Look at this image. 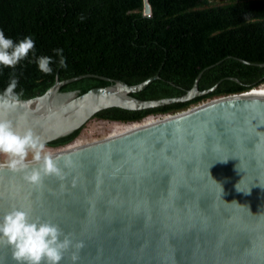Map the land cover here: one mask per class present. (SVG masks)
<instances>
[{
	"label": "water",
	"instance_id": "1",
	"mask_svg": "<svg viewBox=\"0 0 264 264\" xmlns=\"http://www.w3.org/2000/svg\"><path fill=\"white\" fill-rule=\"evenodd\" d=\"M203 73L185 95L157 100L131 95L159 75L135 86L99 77L112 84L80 96L60 89L93 75H58L8 119L47 146L104 110L143 111L210 94L219 84L200 91ZM143 126L55 152L61 167L66 156L73 163L64 181L46 177L34 187L0 170V218L24 206L58 224L85 244L77 264H264V92L216 98ZM68 255L61 264H70ZM0 264H14L7 248L0 247Z\"/></svg>",
	"mask_w": 264,
	"mask_h": 264
},
{
	"label": "trees",
	"instance_id": "2",
	"mask_svg": "<svg viewBox=\"0 0 264 264\" xmlns=\"http://www.w3.org/2000/svg\"><path fill=\"white\" fill-rule=\"evenodd\" d=\"M148 2L150 16L145 15V0H0L5 36L15 42L31 36L35 57L54 61L51 74L30 62L32 53L15 69L0 67V93L13 71L16 92H24L22 100L45 94L58 75L61 81L93 75L60 89L78 96L112 84L99 77L135 86L159 75L144 91L131 95L139 100L181 97L202 71L200 91L219 84L212 93L186 103L143 111L112 108L93 117L128 125L264 88V67L259 66L264 64V0ZM56 49L63 50L66 67L59 66ZM83 128L47 146L64 148Z\"/></svg>",
	"mask_w": 264,
	"mask_h": 264
},
{
	"label": "clouds",
	"instance_id": "3",
	"mask_svg": "<svg viewBox=\"0 0 264 264\" xmlns=\"http://www.w3.org/2000/svg\"><path fill=\"white\" fill-rule=\"evenodd\" d=\"M34 49L31 36L15 42L0 30V67L15 69L32 53L34 59L30 62L36 63L40 72L51 74L53 58L35 57ZM55 54L59 57V66L66 67L63 50L56 49ZM17 87L18 77L13 71L9 84L0 93V170L22 174L23 180L34 187H42L46 177L64 181L68 175L65 169L73 167L71 158L64 157L61 167L60 157L46 148V143L31 127H20L8 119L10 113L25 104L21 99L24 92L22 89L16 92ZM0 247L10 251L14 264H61L69 253L70 264H77L85 244L74 240L72 233H65L51 220L33 216L31 208L14 206L0 218Z\"/></svg>",
	"mask_w": 264,
	"mask_h": 264
},
{
	"label": "rangeland",
	"instance_id": "4",
	"mask_svg": "<svg viewBox=\"0 0 264 264\" xmlns=\"http://www.w3.org/2000/svg\"><path fill=\"white\" fill-rule=\"evenodd\" d=\"M152 123L153 121L150 120L148 125ZM132 128L133 127H129L128 125L118 123V122H109V121H103L100 119H91L83 128L78 140L93 142V141L105 139L109 137L110 135L115 136V135L123 134L124 132L126 133V131L131 130ZM119 131L120 133H118ZM46 148L50 150L53 154L55 152H58V150H60V149L58 150L53 149L48 146H46Z\"/></svg>",
	"mask_w": 264,
	"mask_h": 264
},
{
	"label": "bare ground",
	"instance_id": "5",
	"mask_svg": "<svg viewBox=\"0 0 264 264\" xmlns=\"http://www.w3.org/2000/svg\"><path fill=\"white\" fill-rule=\"evenodd\" d=\"M255 90H257L258 93H262V92H264V88H261V89L259 88V89H255ZM160 119H162V118H160ZM160 119L149 118V119H146L145 121L140 122V123H132V124H128L129 127H133V128H132L131 130L126 131V132L132 131V130H134V129H136V128H140V127H142L143 125L146 126V125H148V123L150 122V120H152L153 123H155V121L157 122V121L160 120ZM153 123H152V124H153ZM126 130H127V129H126ZM118 133H120V131H119ZM124 133H125V132H124ZM115 134H116V133H115ZM111 136H114V135H111Z\"/></svg>",
	"mask_w": 264,
	"mask_h": 264
},
{
	"label": "built area",
	"instance_id": "6",
	"mask_svg": "<svg viewBox=\"0 0 264 264\" xmlns=\"http://www.w3.org/2000/svg\"><path fill=\"white\" fill-rule=\"evenodd\" d=\"M164 116H159V117H157V118H154L153 117V119H160V118H163ZM109 137H111V135L109 136ZM108 138V137H107ZM87 143H89V142H87V141H82V140H76L75 142H73L72 144H70V145H68V146H66V147H64V148H61L60 150H58V151H61V150H64V149H66V148H70V147H75V146H80V145H84V144H87Z\"/></svg>",
	"mask_w": 264,
	"mask_h": 264
}]
</instances>
